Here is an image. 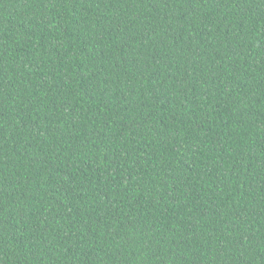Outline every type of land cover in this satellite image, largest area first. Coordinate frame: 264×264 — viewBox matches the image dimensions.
I'll use <instances>...</instances> for the list:
<instances>
[{
  "label": "trees",
  "instance_id": "1",
  "mask_svg": "<svg viewBox=\"0 0 264 264\" xmlns=\"http://www.w3.org/2000/svg\"><path fill=\"white\" fill-rule=\"evenodd\" d=\"M0 264H264V0H0Z\"/></svg>",
  "mask_w": 264,
  "mask_h": 264
}]
</instances>
